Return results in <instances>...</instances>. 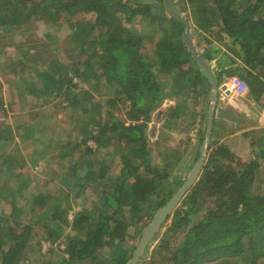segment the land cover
Masks as SVG:
<instances>
[{
  "label": "trees",
  "instance_id": "trees-1",
  "mask_svg": "<svg viewBox=\"0 0 264 264\" xmlns=\"http://www.w3.org/2000/svg\"><path fill=\"white\" fill-rule=\"evenodd\" d=\"M174 4L179 12L191 16L193 38L196 32L214 33L219 28L218 35L221 31L232 39L235 55L243 65L222 72L214 70L218 82H222L223 73L239 78L248 85L254 101L264 106V0H174ZM85 13H93L95 19L76 18ZM47 22L59 29L68 26L69 62L57 58L48 65L47 59L37 55V42L20 43L14 48L7 45L17 43L15 35L44 28ZM149 29L152 32L147 34ZM185 31L184 23L168 14L164 0H0V75L12 83L19 80L23 88L33 92L38 87L46 88L37 111L30 113L35 122H40L33 125V134L25 136L34 142L42 140L43 133L57 125L55 121L54 125L42 122V118L54 114L57 119L55 111L66 110L72 134L66 138L52 134L56 139L50 136L39 156L50 163L53 154L57 153L58 160L69 154L70 175L64 174L62 183L75 178L76 169L85 163L91 177L86 175L85 184L76 185L79 190L73 201L86 194V189L99 192L94 193L93 206L75 210L72 219L69 212L74 205L63 204L71 192L57 196L60 185H54L56 190L37 191L25 201L30 192L24 190L29 185L24 187L23 183L17 188L7 182L13 176L24 178L18 168L24 166L23 157L9 147L15 139L14 129L9 123L0 124V182H5L8 189L7 213L0 210V264L32 263L28 252L38 237V224L45 228L36 242L41 245L39 250L43 241L50 243L42 257L52 255L55 246L64 245L57 259L43 258L39 264L129 263L140 240L132 243V228L145 218L148 222L144 228L152 221L156 210L143 213L144 205L169 178L183 153L181 141L177 148L161 152L160 161H152L148 129L153 113L174 101L165 111L160 140L167 137L168 129L182 127L184 121L192 127L198 116L202 121L208 115L211 84L185 41ZM11 32H16L13 37ZM196 47L208 62L212 60L208 49L198 43ZM40 76H44L43 83H38ZM18 96L20 100L28 97ZM16 102L9 95L14 111ZM127 102L129 124L110 109L113 103L121 107ZM5 104L0 94V114L8 117ZM50 104L54 112L48 113ZM218 114L211 134L214 137L224 132L227 124ZM201 130V140L192 149L196 160L201 156L207 121ZM215 138L206 149L198 181L167 217L164 230L153 238L157 243L149 259L145 253L138 264H259L264 257V193L252 192L260 157L254 155L252 161L242 163L231 147ZM186 139L187 150L193 142ZM113 146L118 152L101 154L102 149ZM119 148L130 151L124 153ZM113 164L116 170L120 166L117 172ZM17 170L22 173L17 174ZM176 183L181 184L179 179ZM172 190L158 202L151 199L156 209L175 195ZM26 206L32 213L25 219ZM198 213L203 216L193 221ZM139 232L138 238L143 230Z\"/></svg>",
  "mask_w": 264,
  "mask_h": 264
},
{
  "label": "rangeland",
  "instance_id": "rangeland-1",
  "mask_svg": "<svg viewBox=\"0 0 264 264\" xmlns=\"http://www.w3.org/2000/svg\"><path fill=\"white\" fill-rule=\"evenodd\" d=\"M180 4L183 5L182 3ZM182 14L185 15V17H188V19L189 18L192 19L191 16L190 15H189L190 17L187 16L186 13H182ZM76 18L94 20L95 15L93 13L91 14L85 13V14H79ZM145 21L146 20L143 19L142 23H144ZM47 23L49 24L50 22H47ZM19 29L22 30V28H19ZM218 29L219 28H217V30H215L214 33L206 32V33L200 34L196 32L194 34L195 44L197 43L201 44V46H203V49H206V50L208 49V51L211 52L213 57L209 63L212 66H214L215 68L214 70L216 72H222L223 70L229 67H236L238 64L242 66L243 63L241 59L237 55H235L234 51H236L237 48L233 45L232 39L227 38L225 33L221 31H220L221 34L218 35L217 34V32L219 31ZM13 32L9 33L11 37H13L12 35H15L16 33V32L15 33ZM145 32L149 34L150 32H152V30L149 29V30H146ZM44 33H48V35L46 36ZM69 35H70V30L67 25H64L63 27L59 29L52 22L51 24H49L48 26L44 28L43 27L41 29L38 28V30L36 31H26L24 32V34L19 33V35H15L16 37H13V38L17 41V43H14L12 45L11 44H7V45L12 46L11 48H14V47H17L20 43H22L21 45H24V44H27L29 41L37 42L39 44L38 45L39 53L37 55H42L41 58L47 59L48 65L51 59L54 60L57 58L62 62H69L71 58L66 53L67 49L70 47L69 46L70 43L68 42ZM26 39H28V41ZM146 44L149 46V48H151L148 42ZM206 46L208 48H205ZM233 61L235 63H233ZM40 73L43 74V72H40ZM224 74L225 73H223L222 82L219 84L216 90L218 94L216 112L219 113L218 115L221 116L227 122V124L225 126L224 132L223 130H221V133L219 135H216L215 137H217V139L220 142H224L226 145L231 147L234 153L242 160V163H248L253 160V157L256 151L260 150L261 145L263 144L264 146V127H263L264 123H262V125H259L260 128H262V129L259 128L260 130L254 127L255 125L256 127H258L256 123L257 119L255 116L256 109H257V103L255 101L252 102L251 100L252 96L250 94H247L248 97L245 99L244 97L243 98L239 97L241 96V91L240 90L238 91V89H234L230 85V83L232 82H229V81L226 82L227 76L226 75L224 76ZM16 80H18L17 77H16ZM44 81H45L44 76L38 77V83H43ZM0 82L2 83L0 94L4 98V102L6 103L5 108L7 109V113H8V117L0 114V124L9 123L10 125H12V128L14 129L13 136H15L14 137L15 139L12 140L10 144L11 146L9 147H12L13 151H11L9 147L8 148L11 152L20 153L23 157L21 162L24 164L23 166L24 170L22 169L23 167H20V166L18 167V168H21L20 170H22L23 173L20 172V170L16 171L17 174L18 173L23 174V177H24L23 180L21 177L18 178L10 174V176L11 177L13 176V177L12 179L7 180L9 185L11 186L16 185L17 188L19 185L23 183L25 184L24 187L29 185L27 188L28 190H24L26 192H30V194L27 193V195L25 196V201L30 200L29 197L32 194L34 195L37 191L47 192V191L56 190L55 189L56 186L54 185H58V186L60 185L59 189L58 187H56L58 189L56 190L57 193L56 192H53V193H56L57 196L61 197L62 193L64 192L65 193L71 192L69 199L67 200L69 202L65 201L63 203V204L72 203L74 205V209H71L69 212L70 219L73 218L74 216L73 213L75 212V210H81L84 208V206L86 207L93 206L94 201H95L94 195L95 194L97 195L99 192L95 191L94 189L91 190V188L86 189V194H83L82 196H78L77 200L73 201L74 200L73 197L75 193L77 192V190H79V188L76 187V185L85 184L86 175H88L87 168L84 169L85 163L83 164L82 167H79L76 169L75 178L70 179L69 182H67L68 180H64V182L62 183V179L64 177L63 175L64 174L70 175V172L67 173V171H70L69 170L70 167L68 166L70 164V161L68 158L69 154H64L63 157L65 156V158H60V160L56 158L57 153L53 154L51 155L52 157H50V159H54V160L50 163L45 162L39 156L40 155L39 153L43 147V144L47 142V139L50 136L56 139V136H52V134L61 135L65 138L67 137V135L69 136L70 134H72V131L69 127L70 124L66 123V121L68 122V120L70 119L66 110L63 109L61 111H55V113H57V119H54L53 117L54 114H52L51 117L50 116L43 117L42 122H49L54 125V121H55L57 125H55L53 128L50 127L46 133H43L44 138H42V140L34 142L30 137H26L25 133L30 132L31 134H33V131L35 130L33 125H37L40 122V121L35 122L34 121L35 117L31 116L30 113H34L37 111L36 106H38L41 103L42 101L41 99H43L42 97L43 91L46 88L38 87L35 90V92H33L32 89L29 90V89L23 88L19 80L14 81V83H12L8 81L7 77H4L2 74L0 75ZM20 93L22 95L23 94L27 95L28 96L27 100H23V99L20 100L18 96L20 95ZM9 95L11 96V98L13 97L14 99L17 100L15 104L17 106L16 111L12 110V108L9 106ZM99 96L100 98L104 97L103 94H100ZM110 96L113 97L114 94H110ZM235 96L239 97L238 99L241 98V100H235L236 98H232ZM246 100H249V103H251L252 106L250 107V110L248 111L249 113H247V110L243 108L246 112L244 115L243 110L238 106L244 105L243 107H245V105L247 104ZM232 102L236 104H231ZM118 104L121 106V103H118ZM173 104H174V101H168L162 107L158 108L153 113V117L149 123V129H148V133H150L151 143H152V147H151L152 158H153L152 161H155V162L160 161V159L163 157L161 152L167 153L170 151V149L177 148L179 144L181 143V141L184 142L182 145H180L181 146L180 149L183 151V153L181 152L182 153L181 161L177 163L175 168L169 174L170 175L169 178L163 181L160 188L153 195V198H155L157 202L162 198L164 194L168 193L171 189H173L172 191L176 193L178 189L187 180L189 173L191 172L192 168L198 161V159L197 160L194 159V154H193L192 149L195 148L200 142L201 136H202V132L200 133V130L203 129L208 119V115H207L204 120L200 121L201 117L198 116L199 121L195 123L192 127L191 125L187 124V121H184L183 122L184 125L182 127L168 129L167 137H165L163 140H160L161 139V135H160L161 129H162V126L164 125L163 123L165 120V115H164L165 111H167V109ZM52 105L53 104H50L48 105V107H46L48 113L54 112ZM116 106L118 105L113 103L110 106V109L113 110V113H115L118 119L125 120L127 121V124H129L130 121L127 120L126 118V113L129 109V103L128 102L124 103L121 107L118 106L117 108ZM236 106H237V109H235L234 112H231L230 109ZM198 109H200V106ZM240 109L242 111H240ZM223 113L225 114L227 113L228 115L226 116L225 114L222 115ZM262 117L263 116L260 117L261 120L259 119L260 122H263ZM186 126L189 128H187ZM190 128H192V130ZM187 137L192 138L193 145L190 148H187L186 150L187 145L185 141L187 140L186 139ZM215 137L211 135L208 145L211 141L216 139ZM158 141H161V143L157 144ZM194 144H195V147H194ZM167 147L168 149H166ZM119 150H121L124 153H129L130 151L128 148H123V149L119 148ZM109 151L118 152V147L113 146L112 148L102 149L101 154L105 155L106 152H109ZM0 153H1V149H0ZM104 157L105 156H103V158ZM258 163H260V166L258 167L259 169L257 168V171H256V184L252 188V192L262 194L264 193V155L258 159ZM119 167L120 166L118 165L117 170H116V167H114V164H113L114 172H117L119 170ZM110 168L112 169V166L108 167L107 170L110 171ZM3 175L9 176L7 172L5 173L3 172ZM88 176L91 177V174ZM0 178H1V174H0ZM42 179L43 180L48 179L51 182L45 184L44 181L43 182L39 181ZM177 179H179V182H181V184L176 183L175 185V181H177ZM89 182L96 183L97 181L91 180ZM5 187H6V183L0 182V190H3L2 193L0 192V210L3 211V213H7V210H8V206L5 203V199L7 198V195H8V189ZM151 199L145 203L143 213L149 214L156 210L154 213L155 215L159 209H156V202L151 201ZM28 206H26L27 213L24 216L25 219L30 218L31 213H32L27 208ZM202 216H203L202 213H198L194 215L192 220L197 221ZM147 222H148V219L145 218L144 220L141 221V224L139 225L137 224L135 228L134 227L132 228V231H131L132 236L130 238L132 243H137L138 239H140L138 238V235L140 234L139 230L142 231L144 229V225H146ZM164 228L165 226L160 231H163ZM36 230H37L38 237L33 239L34 241H32V244L28 252V254L30 255V259L32 260L31 264H39V261H41V259L43 258L53 259V260L57 259L60 255L61 249L64 248V245H62V247L55 246V249L53 248L55 251L53 250V252H51L52 255L49 254L46 257H42L41 253L49 250L50 243L47 241H43L42 242L43 248H40L41 250H39L38 246H41V245L36 242L40 238V236L44 235L45 228H43L41 224H38ZM135 236L136 238H134ZM156 243H157V239H153L152 242L150 243L149 249L146 252V256L148 259ZM261 259L262 260H260L259 264H264L263 262L264 257Z\"/></svg>",
  "mask_w": 264,
  "mask_h": 264
},
{
  "label": "water",
  "instance_id": "water-1",
  "mask_svg": "<svg viewBox=\"0 0 264 264\" xmlns=\"http://www.w3.org/2000/svg\"><path fill=\"white\" fill-rule=\"evenodd\" d=\"M164 5L168 14L181 22L184 23L186 27L185 31V41L189 46V49L192 51L195 56V60L204 74L208 77L211 89H210V104L208 108V119H207V132L206 138L201 146V156L192 168L191 172L188 175L185 183L178 189L175 195L162 207L160 208L156 214L154 215L152 221L143 229L142 235L140 237L137 248L134 252L133 257L129 261L128 264H138L139 260L142 256L147 252V248L152 242L155 235L160 232L163 227L164 222L167 217L173 212V210L179 205L182 201L183 197L186 193L195 185L198 181L200 173L203 169V165L205 162V153L208 142L210 140L214 117L216 113V105H217V88L219 86L218 77L212 68L211 64L205 59V57L198 53V48L196 47L193 35H192V22L185 17L181 12H179L174 4L173 0H164ZM224 88V87H223Z\"/></svg>",
  "mask_w": 264,
  "mask_h": 264
},
{
  "label": "crops",
  "instance_id": "crops-1",
  "mask_svg": "<svg viewBox=\"0 0 264 264\" xmlns=\"http://www.w3.org/2000/svg\"><path fill=\"white\" fill-rule=\"evenodd\" d=\"M223 84H224V83H223ZM221 86H222V85H221ZM232 87H233V86H232ZM233 88L235 89V87H233ZM247 94H250V91H246L245 93H242L241 96H239V97H241V98L244 97V99H245V98L248 97ZM250 95H251V94H250ZM239 97L235 96V97H232V98H236L235 100H241V98L238 99ZM242 100H243V99H242ZM251 100H252V102H254V99H253V98H251ZM243 101H244V100H243ZM243 101H242V102H243ZM246 102H247V104L245 103V104H246L245 107H243L244 105H242V106H238V107H240V108L243 110L244 115H245V113H246L245 110H247V113H249L248 111L250 110V107L252 106L251 103H249V100H246ZM231 104H236V103H233V102H232ZM243 108H244L245 110H244ZM235 109H237V106H236V107H233V108L230 109V110H231V112H234ZM241 109H240V111H242ZM224 114H225V113H223L222 115H224ZM226 115H228V114L226 113L225 116H226ZM255 116H256V119H257V122H256V123H257V126H258V127H256V125H255L254 127L257 128V129H259V128H260L259 125H262V122H260V120H261L260 117H261L262 115H261V106H259L258 104H257V109H256V114H255ZM259 119H260V120H259ZM246 121H247V120H246ZM254 121H256V120H254ZM260 129H262V128H260ZM260 129H259V130H260ZM229 138H230V137H229ZM262 153H263V154H262ZM261 154H262V155H261ZM255 155H259V157L261 158V157L264 155V150H262V149L260 148V150H257V151H256ZM259 166H260V163H259ZM258 169H259V168H258ZM256 171H257V170H256Z\"/></svg>",
  "mask_w": 264,
  "mask_h": 264
},
{
  "label": "built area",
  "instance_id": "built-area-1",
  "mask_svg": "<svg viewBox=\"0 0 264 264\" xmlns=\"http://www.w3.org/2000/svg\"><path fill=\"white\" fill-rule=\"evenodd\" d=\"M228 81L229 82H232V83H230V85L233 86V87H235V89H238V91L240 90L241 91V94L242 93H245L246 91H249L248 85L244 81L240 80L237 77H233V76L232 77H229V76H227L226 77V82H228ZM261 115L263 116L262 117L263 118L262 119V121H263L262 123H264V106L261 107Z\"/></svg>",
  "mask_w": 264,
  "mask_h": 264
}]
</instances>
